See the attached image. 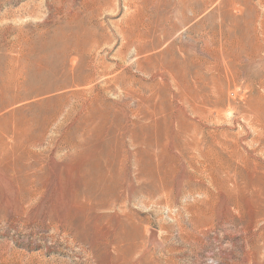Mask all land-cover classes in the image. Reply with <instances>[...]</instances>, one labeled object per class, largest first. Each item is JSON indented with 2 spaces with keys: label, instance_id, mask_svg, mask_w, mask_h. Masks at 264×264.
Here are the masks:
<instances>
[{
  "label": "rangeland",
  "instance_id": "1",
  "mask_svg": "<svg viewBox=\"0 0 264 264\" xmlns=\"http://www.w3.org/2000/svg\"><path fill=\"white\" fill-rule=\"evenodd\" d=\"M257 30L264 0H0V264H102L87 232L100 249L112 241L118 264H264V183L250 181L264 179V60L233 63L223 51L225 37L252 42ZM159 64L185 68L186 87L152 96L138 67ZM225 76L236 85L215 106ZM142 98L218 112L205 136L245 148L243 178L216 189L163 160L157 168ZM134 164V192L116 191Z\"/></svg>",
  "mask_w": 264,
  "mask_h": 264
},
{
  "label": "bare ground",
  "instance_id": "2",
  "mask_svg": "<svg viewBox=\"0 0 264 264\" xmlns=\"http://www.w3.org/2000/svg\"><path fill=\"white\" fill-rule=\"evenodd\" d=\"M233 21H234V19H233ZM235 26H236V24H235ZM256 28H257V26H256ZM240 31L242 32V30H240ZM253 32H254V34H253V38H252L253 41L252 42H249L246 39H244L245 37L244 38L241 37L243 32L239 36H235L233 38L229 37V36L225 37L226 38L225 42L227 43V47L224 46L225 48H223V51L228 56V58L230 59L231 62L236 63L237 61H240V63H242V60L243 61L244 60H246V61L251 60L255 64V62H258V61L262 62L264 60V30H259V31L257 30V31H253ZM245 35H247V34H245ZM172 36H173V34H172ZM249 38L251 39V37H249ZM141 50H143V49H141ZM172 58H173V56L170 59H172ZM174 59H175V57L173 58V60ZM190 60H192V59H190ZM178 61H180V60H178ZM183 62L184 61H182V64H184ZM176 63L177 62H175L174 65ZM161 64H162V62H161ZM161 64H159V65H161ZM174 65H170L169 68H167V66L165 67V66L161 65L157 68H154L151 71H150V69H147V68H145V66L143 67L142 65H140L138 67V72L143 76H148L146 78L150 77V79L154 83L153 86L150 85V86L146 87L147 90H149L150 92L153 93L152 96L155 94L156 90H161V89H159L161 87H163L167 90H169L168 88L172 89V87H177V86L180 90H182L183 85H185V87H186V80H185L186 71H185V68L179 67L182 70H181V74L178 73L179 75H177L178 67H176ZM156 66H158V65H156ZM228 70H229V68H228ZM246 70H243V72H245ZM197 71H198V69H197ZM224 71L226 72L227 70L225 69ZM237 73H239V72H237ZM158 78L160 79V82L156 83L155 81ZM178 78H180V81H179L180 83L177 81ZM197 78H198V76H197ZM216 79H218L216 82L217 84L215 83L216 85L214 86V90H212L213 91L212 96L217 101L214 104L215 106H217L220 103H222V105H223L224 101L227 99L228 95L231 94L232 87H234L236 85V82H235L236 80H234L233 82H230L226 78V76H225V78H222V77L217 78L216 77ZM164 80H165V82H164ZM173 81H175L176 83H173ZM140 83H142V80ZM155 83H156V85H155ZM190 89H192V88H190ZM188 91H189V89H188ZM193 91H195V90H193ZM197 92H198V90L194 93H197ZM194 93H192V94H194ZM185 94H186V92H185ZM171 95H172V98L176 97L175 95L173 96L172 92H171ZM209 95H211V94H209ZM192 96H190V97H192ZM201 96L202 95H200V97ZM235 96H236V93H235ZM181 97H182V95H181ZM196 97H197V94H196ZM149 98H150V96H149ZM149 98H148V100L150 101L151 98L150 99ZM148 100L143 99L140 103V108H142V107L144 108V106H145L148 109V111H146V112L148 113L149 121L152 122V124L149 127H151L155 131V133L159 136L158 140H156L154 142L155 145L152 143L151 144L149 143L150 145L148 144V146H147L148 150L146 149L147 153H149V150H150V155H151L152 159H156L155 161H156V167L157 168L159 167V163H161V160H163L167 164L172 165L171 166L172 170H176L177 168L180 170H182V169L185 170L187 172L188 181H191V182L197 181V183H199V185L204 183L205 179H209L212 186H214V188H216V189L217 188L230 187V186L235 187L237 185V179L243 178V176H244L243 173L245 172V170H247L248 163H249V161L247 159L248 154L246 153L245 148H241L239 145H237L233 141L231 142L230 140L225 139V137L222 138L221 137L222 134L219 136L217 134L216 130H215L216 132H214L212 137H206L205 136L207 124L204 121H209V120L212 121V119H214V115H219L218 112L216 113L215 111L211 110L210 114L205 115L206 113L204 114L202 111L200 112L198 110V108H195V107L189 108L188 105L186 104V102L188 101L187 98L183 99L182 103H181V101L177 102V104L175 105L176 108H174V109L170 108L168 106V104L165 103L166 101L163 102L164 104L163 103L158 104V102L156 100H154L150 103L148 102ZM189 100H190V98H189ZM138 101H140V100H138ZM212 101H214V100H212ZM139 112H142V111L140 110ZM214 113H216V114H214ZM191 115H193V117ZM141 117H143V116H140L139 118H141ZM205 117H208V118H205ZM143 120H146V119H143ZM149 121H147V122H149ZM226 135H228V134H226ZM85 160H86V158H83L82 161L78 163L77 170L79 173H81V171L84 168ZM98 162L99 161L97 159V163ZM134 165H135V169L133 170V173L130 174L129 171L132 169L131 168L132 166L131 167L129 166V167L125 168V173L121 178H116V179L112 180L113 187L116 191L118 188L124 187L131 194H132V192H134L135 188L137 187L135 184H136V181L138 179L137 176L134 174H136L137 171L139 170L138 165L137 164H134ZM105 169H106V167H105ZM243 170H244V172H243ZM109 172H110V170L102 172V174H100L97 177V180L95 183L96 186H99V185L102 186L101 183H103L107 180ZM171 173L172 172H170V174L168 175V177H166V179H161V182H163V186L166 187L169 185V182L171 179L170 176L173 175V173L172 174ZM78 175L76 174V176H78ZM80 175L81 176H78V177H80V178H78L79 184H81L80 179L82 177V173ZM78 179H77V181H78ZM263 180L264 179L260 178V177H254V178L250 179L251 184H255V183L263 184L264 183ZM85 182L86 181H84V183ZM75 185H76V183H75ZM76 188H77V185H76ZM80 188L81 187H79V189ZM87 194H88V192H87ZM79 196H81V195H79ZM78 202L80 203V201H78ZM78 205H80V204H78ZM83 208H84V206H83ZM77 215H80V214L78 213ZM70 221H73V219ZM86 222H87V220H86ZM98 222H96V223H98ZM204 223H206V222H204ZM93 224H95V223H93ZM73 225H74V223H73ZM75 226H73V227H75ZM76 230H77V227H76ZM91 230H94V229L91 228ZM95 230H96V228H95ZM72 231H73V229H72ZM84 232H85V230H84ZM94 235L95 234L92 235L90 232H87L83 235L81 233L80 238L82 241H84L85 243L90 245V247H91L90 251L98 258V260L102 264H104V263L105 264H107V263L108 264H118V258L114 257L113 256L114 254L112 255L110 252L111 245H113L112 241L106 240V242L104 244L105 247L100 249V247H98L96 245V243L94 242V238H96ZM105 239H107V238H105ZM263 243H264V241H263ZM101 245H102V243H101ZM115 247H114V249H115ZM256 251H257V249H256Z\"/></svg>",
  "mask_w": 264,
  "mask_h": 264
}]
</instances>
